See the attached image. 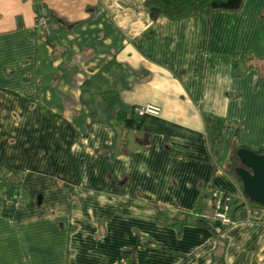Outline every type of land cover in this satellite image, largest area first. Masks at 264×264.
<instances>
[{
	"label": "crops",
	"instance_id": "0c3cea01",
	"mask_svg": "<svg viewBox=\"0 0 264 264\" xmlns=\"http://www.w3.org/2000/svg\"><path fill=\"white\" fill-rule=\"evenodd\" d=\"M0 88L25 190L7 216L0 184V264H264V209L226 170L264 147V0L156 20L145 0H0Z\"/></svg>",
	"mask_w": 264,
	"mask_h": 264
},
{
	"label": "trees",
	"instance_id": "16d2710c",
	"mask_svg": "<svg viewBox=\"0 0 264 264\" xmlns=\"http://www.w3.org/2000/svg\"><path fill=\"white\" fill-rule=\"evenodd\" d=\"M244 0H145V6L150 12L152 19L156 20L162 15L169 16L174 19L184 17L197 16L201 14L210 15L215 10H239L243 6ZM49 24V19H47ZM56 22V21H55ZM247 67L250 64H246ZM6 90L0 88V106L4 100ZM243 148H250L243 144H237L234 148L233 156L230 162L226 165L228 173L234 177L239 187L244 192L243 179L237 174L236 169L242 166L238 157V151ZM252 149V148H250ZM259 154H264V147L260 149H252ZM0 184L3 185L4 213L7 216H14L18 209L16 206L17 196H24L25 190L22 188V177L17 172L7 173L0 165ZM245 193V192H244ZM246 195V194H245ZM247 197V195H246ZM248 198V197H247ZM12 199L10 204L7 200ZM249 199V198H248ZM250 202L258 209H264V205L257 201L249 199ZM123 258L128 259L130 264H136L134 251H128L123 254Z\"/></svg>",
	"mask_w": 264,
	"mask_h": 264
},
{
	"label": "water",
	"instance_id": "95a60500",
	"mask_svg": "<svg viewBox=\"0 0 264 264\" xmlns=\"http://www.w3.org/2000/svg\"><path fill=\"white\" fill-rule=\"evenodd\" d=\"M242 166L236 169L243 179L244 192L247 197L264 205V154H259L250 148L238 151ZM38 205L42 210L46 207L42 196H38Z\"/></svg>",
	"mask_w": 264,
	"mask_h": 264
},
{
	"label": "built area",
	"instance_id": "2783aa9c",
	"mask_svg": "<svg viewBox=\"0 0 264 264\" xmlns=\"http://www.w3.org/2000/svg\"><path fill=\"white\" fill-rule=\"evenodd\" d=\"M47 18L43 15H41L38 19V23L45 29L47 33L51 32V29L53 28L52 25H50L47 22ZM55 26L58 27V24ZM162 108L161 106L153 103L148 104H142L135 107V112L139 116H144L147 114L151 115H159L161 114ZM210 194H211V212L208 214L209 219H220L223 221L224 224L228 225L232 222V219L228 217L230 206H231V199L225 195H223L219 190L215 188H208ZM17 202L16 206L19 208L20 206H24L23 204V196H17ZM12 199L7 200V204H10Z\"/></svg>",
	"mask_w": 264,
	"mask_h": 264
},
{
	"label": "rangeland",
	"instance_id": "374dc122",
	"mask_svg": "<svg viewBox=\"0 0 264 264\" xmlns=\"http://www.w3.org/2000/svg\"><path fill=\"white\" fill-rule=\"evenodd\" d=\"M46 14H47V12H46V8H44V12H43L42 15L45 16V17L47 18V15H46ZM40 16H41V15H40ZM58 27H59V25H58ZM43 29H44V28H43ZM52 30H53V29H51V32H52ZM44 31H45V29H44Z\"/></svg>",
	"mask_w": 264,
	"mask_h": 264
}]
</instances>
